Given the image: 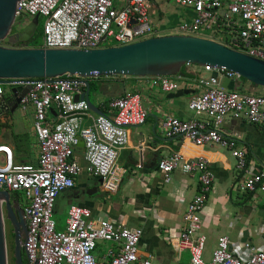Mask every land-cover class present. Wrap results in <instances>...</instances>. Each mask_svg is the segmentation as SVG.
Returning <instances> with one entry per match:
<instances>
[{
	"label": "built area",
	"instance_id": "obj_1",
	"mask_svg": "<svg viewBox=\"0 0 264 264\" xmlns=\"http://www.w3.org/2000/svg\"><path fill=\"white\" fill-rule=\"evenodd\" d=\"M151 0H18L15 16H42L40 47L94 48L103 42L114 45L133 42L157 34L150 20ZM192 12L181 19L177 28L184 34L202 36L264 59V0H170ZM215 36V38H213ZM205 37V36H203ZM208 38V37H207ZM186 66L191 65L189 62ZM210 71L200 76L205 88L187 103L196 117L180 119L166 115L162 121L167 136L182 135L197 145L220 143L231 149L239 168L245 167L244 152L219 129L225 115L245 118L249 122L264 121V94L245 90H228L219 86L221 76L233 77L234 71L203 65ZM164 91H174L178 82L170 76H151ZM4 85L29 86L19 105H33V129L38 144L35 164L16 163L8 144H0V187L10 192H23V215L27 224L24 244L29 264H153L141 256L138 243L142 229L91 218V210L72 203L67 208L63 229L53 219L57 195L74 186L81 166L74 159V148L83 142L86 171L102 178L106 190L118 185L115 160L118 149L127 142V127L144 123L147 111L138 92H126L113 98L110 114L92 115L85 99H74L81 93L79 75L64 74L48 78H15L9 84L0 82V102ZM54 109L55 117L48 116ZM91 118L88 126L82 120ZM158 168L165 182L175 168L196 172L198 193L189 200L182 216L179 244L190 253L189 264H264V249L249 243L248 257H236L229 249L228 236L220 235L209 260L204 259L205 234L200 232V211L213 183V175L202 158L185 159L178 151L161 158ZM241 189L264 191V169L251 174ZM98 240L118 244L107 251L108 260L98 261L94 249Z\"/></svg>",
	"mask_w": 264,
	"mask_h": 264
},
{
	"label": "crops",
	"instance_id": "obj_2",
	"mask_svg": "<svg viewBox=\"0 0 264 264\" xmlns=\"http://www.w3.org/2000/svg\"><path fill=\"white\" fill-rule=\"evenodd\" d=\"M147 7L157 33L167 28L168 25L163 24L166 12L161 20L155 15L157 9L165 5L157 6L156 1L151 0ZM182 8L186 12L182 19L192 15L190 10ZM177 25L173 27L177 28ZM206 35L211 38L206 33L202 34ZM208 74L210 71L200 65H185L183 74L170 75L178 82L174 91L162 90L150 76L110 74L85 77L98 84L96 90L89 89V98L105 114L112 112L109 103L113 98L126 92H138L147 115L144 123L126 129L127 142L118 149L115 160L118 185L114 190H106L102 182L95 185V176L85 169L84 148L75 146L74 159L81 170L72 189L61 191L65 193L66 208L72 203L80 204L91 210V218L96 221L106 219L128 228H141L139 254L150 257L153 264H189L190 253L180 246L179 232L186 205L198 193V179L196 172L175 168L170 173V180L164 181L158 162L174 151L185 159H204L213 175L211 189L200 211V232L206 236L204 259H210L220 235L228 236L230 251L241 259H246L249 254L245 243L264 249V218L258 213L260 208H264V191L241 189L246 178L264 169V121L252 123L227 113L220 123V131L244 152L246 164L243 168L237 166V160L228 146L220 143L197 145L179 134L167 136L162 126L166 115L180 119L196 117L187 103L205 88L198 79ZM10 87L4 88L8 99L11 98ZM248 87V82L243 83L242 91H248ZM84 89L83 84L82 92ZM178 90L182 93L174 96L173 93ZM18 108L24 113L26 122L13 118L9 109L4 110L0 115V144H8L12 148L16 163L35 164L39 150L33 129L34 108L31 103L25 108L18 105ZM90 111L92 115L97 114ZM55 115L54 109L48 112L51 118ZM90 123V117L82 120L83 126ZM86 191L90 194L87 195ZM117 247L115 242L98 240L94 249L95 258L106 261L107 251Z\"/></svg>",
	"mask_w": 264,
	"mask_h": 264
},
{
	"label": "water",
	"instance_id": "obj_3",
	"mask_svg": "<svg viewBox=\"0 0 264 264\" xmlns=\"http://www.w3.org/2000/svg\"><path fill=\"white\" fill-rule=\"evenodd\" d=\"M18 0H0V82L9 84L15 78H48L64 74L79 75L85 89L74 99H85L97 114L105 113L89 98V81L85 77L123 74L128 76H160L179 74L185 63L223 67L236 73L233 77L221 76L219 86L239 90L243 81L264 88V59L229 47L211 38L184 33L153 35L133 42L94 48L40 47L18 45L34 33L38 15L32 18L16 17ZM18 22V27L14 24ZM226 83V84H225ZM29 86H11V98L0 102V115L4 110L13 111ZM178 90L174 96L181 94ZM76 146H83L82 140ZM95 185L102 182L95 176ZM72 189V188H70ZM81 191L82 190H78ZM11 192L0 187V264H8L5 231L2 216L6 215L14 231L13 263L29 264L24 244L27 236L23 212L16 210L17 200ZM86 194H90L86 191ZM80 205V204H79ZM258 213L264 218V208Z\"/></svg>",
	"mask_w": 264,
	"mask_h": 264
},
{
	"label": "rangeland",
	"instance_id": "obj_4",
	"mask_svg": "<svg viewBox=\"0 0 264 264\" xmlns=\"http://www.w3.org/2000/svg\"><path fill=\"white\" fill-rule=\"evenodd\" d=\"M156 1L157 6H160L161 4L165 5V7H161L157 9L156 12V17L158 20H161L165 18V12H166V20L163 23L164 25H168L167 28L164 30H161V32H158L156 35H161V34H167L170 32H179L178 28H174V25H177L181 19L185 16V10L176 4H174L172 1L169 0H153ZM152 13H155L154 11ZM189 16H191L189 14ZM42 16H38V22L35 27L34 33L32 34V38L30 40L31 45H36L40 46L42 44V35L40 34V28L42 24ZM154 19V17H153ZM207 36V35H206ZM208 37V36H207ZM108 41L103 42L102 45H105ZM30 45V46H31ZM245 83V81H243ZM248 91H251L252 93H258V94H264V88L252 85L250 82H248ZM242 86L239 88V90H242ZM13 114V118L21 121V122H26V118L24 117V113H21L19 108H15L13 111H11ZM30 152V151H29ZM23 193V192H22ZM65 193L61 192L58 197H57V202L55 208H53V214L52 217L56 221V226L58 229H63L65 226V221L67 217V208L65 205L66 202V197L64 196ZM24 202V201H23ZM7 247V261L8 264H12V247L11 246H6Z\"/></svg>",
	"mask_w": 264,
	"mask_h": 264
},
{
	"label": "flooded vegetation",
	"instance_id": "obj_5",
	"mask_svg": "<svg viewBox=\"0 0 264 264\" xmlns=\"http://www.w3.org/2000/svg\"><path fill=\"white\" fill-rule=\"evenodd\" d=\"M16 27L20 28L18 25V22H15L14 24ZM4 97L7 99L8 96L5 94ZM11 199L12 200H17V207H16V210L17 212H23V208H24V204H25V200H24V196L22 194V192H12L11 191ZM24 201V202H23ZM2 216H3V223H4V231H5V241H6V246H11L12 247V253H13V245H14V231H13V226L11 225L10 221L8 220L7 218V215H6V210L3 206L2 208ZM24 216V215H23ZM26 221V220H25ZM27 226V224H26ZM13 257V255H12ZM23 257V261L24 263H26V258L24 256V254L22 255ZM13 258H12V264L13 263Z\"/></svg>",
	"mask_w": 264,
	"mask_h": 264
},
{
	"label": "trees",
	"instance_id": "obj_6",
	"mask_svg": "<svg viewBox=\"0 0 264 264\" xmlns=\"http://www.w3.org/2000/svg\"><path fill=\"white\" fill-rule=\"evenodd\" d=\"M40 34L42 35V28H40ZM31 38H32V36L29 39H27V40H24V41L20 40V41H18L17 44L18 45H23V46H28L29 47L31 45L30 44ZM114 44H115V42L108 41L104 46L114 45ZM31 46H36V45H31ZM183 73H184V66L181 68L179 74H183ZM6 86L7 85H4V87H6ZM97 87H98V84L95 81H92V80L89 81V89H90V91L96 90ZM15 193H17V192H15Z\"/></svg>",
	"mask_w": 264,
	"mask_h": 264
}]
</instances>
